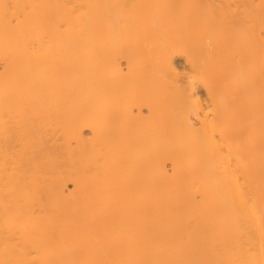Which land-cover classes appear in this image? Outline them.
<instances>
[{
  "label": "bare ground",
  "instance_id": "1",
  "mask_svg": "<svg viewBox=\"0 0 264 264\" xmlns=\"http://www.w3.org/2000/svg\"><path fill=\"white\" fill-rule=\"evenodd\" d=\"M0 264H264V0H0Z\"/></svg>",
  "mask_w": 264,
  "mask_h": 264
},
{
  "label": "rangeland",
  "instance_id": "2",
  "mask_svg": "<svg viewBox=\"0 0 264 264\" xmlns=\"http://www.w3.org/2000/svg\"><path fill=\"white\" fill-rule=\"evenodd\" d=\"M177 62H178V64L181 65V68H184V67L186 66L185 62H184L182 59L177 60ZM3 64L5 65V63H3ZM200 94L205 96V92H204L202 89L200 90ZM89 133H90V132H88L87 135H88ZM90 135H91V133H90ZM90 135H89V136H90ZM231 159H233V158H230V160H231ZM231 162L234 163V161H231ZM231 162H230V165H231L230 167H233V169H234V165H232L233 163L231 164ZM231 169H232V168H231ZM65 176H66V174H65ZM66 177H68V176H66ZM67 180H68V179H67ZM230 182H231V181H230ZM230 182H228V183H229V184H232V183H233V182H232V183H230ZM67 183H68V184H67ZM229 184H228V187H229L228 189L230 190V187L233 189V187H232L233 185H229ZM66 186H67L66 188L69 189V190L66 189V190H67V191H66V194H67L68 191H69V192L71 191L70 189L73 188V187H72L73 185H72L70 182L67 181V182H66ZM68 186H69V187H68ZM232 189H231L230 191L228 190V192H230V193H229L230 195H233L232 193H233L234 190L232 191ZM229 194H228V196H229ZM234 194H235V193H234ZM43 196H44V195H43ZM77 196L79 197L80 194L77 195ZM77 196H75L74 198H72V196H71V197H70V200H69V198H68V200H69L70 202H71V200H72V204H73V199H75V200L78 199V201L76 200L78 204H79V202H82V201L85 202V201H84L85 199H82V198H81L82 200L80 201V200H79L80 198H77ZM46 197H47V196L42 197V198H46ZM71 198H72V199H71ZM228 198H229V199H228V202L231 204V203L233 202V200H234V199H233V198H234V195H233V196H229ZM230 199H231V200H230ZM232 199H233V200H232ZM40 200H41V205H40V203H39L38 201H37L38 203L36 204L38 208H39V206H40V209L36 208V210H40V214H42L43 211H44L46 208H48V207H49L48 209H51V208L54 209V207H53V206L51 207V205H50L51 202H49V205H47L48 207H45V209L42 208L43 206H45L44 204H45V203L48 204V201H50V200H47V202H46V200L44 199L45 202L43 201V202H44L43 204H42V199H40ZM40 200H39V201H40ZM134 201H136V200H134ZM134 201H133V202H134ZM74 202H75V201H74ZM133 202L131 203V201H125V202H124L125 205L122 203L123 206L120 205V206H122V207H121V209H119V210H120L119 213H121V214H119V216H117L118 212H115L117 209L113 210L114 207H112V208H113V209H112L113 212L109 210V208L111 209V207H109L108 205L103 206L104 208H103V207H101V208L98 207V209H99V210H98V214H99V216H100L99 218H101V214H102V219H100V220H102V221H100V220H99V221H100V222H104V224H105V222H107V225H108V222H111V223H113V224H115L114 222H117V223L119 222L120 224H123L122 226L127 227V228H123V229H125V230L127 229V234L129 233V230H130L131 234H133V232H136L137 227H139V226L141 225L140 223L142 222V220H141V222H140V220H138V219L142 218L144 215H145V217H147V215H148V217H149V213H148V211L146 210L147 208L145 209L143 203H141L140 200H138V201H136V202H140V204H141V205L143 206V208L146 210V212H147L146 214H145V210H143L144 212L142 211L143 213L141 212L140 207H142V206H141L139 203L136 204V202H134V203L136 204V205H134ZM75 203H76V202H75ZM75 203H74V205H75ZM68 204H69V202H68ZM81 204H82V203H81ZM84 204H85V203H84ZM36 205H35V203H34V207H35ZM38 205H39V206H38ZM42 205H43V206H42ZM85 205H86V204H85ZM109 205H110V204H109ZM114 205H116V204H114ZM137 205H138V206H137ZM139 205H140V206H139ZM70 206H71V205H70ZM79 206H80V205H77L76 207H79ZM83 206H84V205H83ZM107 206H108V208H107ZM136 206H137V207H136ZM50 207H51V208H50ZM68 207H69V206H68ZM68 207H67V208H68ZM76 207H75V206H74V207L72 206V208H76ZM81 207H82V206H81ZM116 207H117V206H116ZM116 207H115V208H116ZM82 208H83V207H82ZM82 208H81V209H82ZM88 208H90V207L88 206ZM92 208H94V207H92ZM92 208H91V209H92ZM135 208H137V209H135ZM143 208H142V209H143ZM43 209H44V210H43ZM68 209H69V208H68ZM85 209H86L85 212H87V211L89 212V210H91V209L87 210V208H85ZM133 209H134V212H133ZM138 209H140V210L138 211ZM32 210H35V209H32ZM36 210H35V211H32L33 214H36V213H35V212H37ZM46 210H47V209H46ZM75 210H76V209H75ZM78 210H80V209H78ZM119 210H118V211H119ZM136 210H137V212L135 213ZM41 211H42V213H41ZM49 211H51V210H49ZM49 211H48L49 214L53 212V210H52L51 212H49ZM94 211L96 212V209H95ZM94 211H93V212H94ZM99 211H100V212H99ZM45 212H47V211H45ZM70 212H72V210L69 211V214H71ZM80 212H81V210H80ZM82 212H84V211L82 210ZM114 212H115V213H114ZM131 212H133L134 214H137L138 216H134L133 214H131ZM226 212H228V214L226 215V217H228V216L231 215L230 212H229L228 210H226ZM226 212H225V213H226ZM37 213H39V212H37ZM67 213H68V210H67ZM100 213H101V214H100ZM124 213H127V214H125V216H123ZM53 214H56V213L54 212ZM82 214H83V213H81V215H82ZM87 214H90V212H89V213H85V215H84V214H83V215L86 216ZM95 214H96V213H95ZM130 214H131V215H130ZM143 214H144V215H143ZM45 215H46V214H45ZM51 215H52V214H51ZM51 215H50V216H51ZM142 215H143V216H142ZM33 216H34V215H33ZM35 216H36V218H42V217H43V215H42V216L40 215L41 217H40L39 215H35ZM35 216H34V217H35ZM52 216H53V215H52ZM120 216H122V218H121ZM127 216H128V218H131V220H132V219H134V221H137V220H138V221L140 222V223H138V224H140V225H137L136 228H134V225H133V227L130 228L131 226L128 227V224H129V223H130V225H132V224H131V222H129V223L127 224V226H126V225L124 224V222L127 221V220H126V219H127V218H126ZM223 216L225 217V215H223ZM231 216H232V215H231ZM231 216L229 217L230 219L228 218V219H229V222L232 221V220H231V219H232ZM46 217H49V215L46 216ZM135 217L137 218V220H135V219H136ZM226 217H225V218H226ZM82 218H84V217H82ZM124 218H126V219H124ZM122 219L125 220V221L123 222ZM142 219H143L144 223L147 221V220H145L146 218H145V219L142 218ZM228 219H227V220H228ZM230 220H231V221H230ZM132 221H133V220H132ZM134 221H133V224L135 223ZM144 223L142 222V224L145 226ZM101 224L103 225V223H101ZM101 224H100V225H101ZM113 224H112V225H113ZM228 224H229V223H228ZM109 225H110V224H109ZM116 225H118V224H116ZM104 226H106V225H103V227H104ZM113 226H114V225H113ZM144 226H140V227H144ZM101 227H102V226H101ZM114 227H115V228H114ZM114 227H113V228H114L115 231H116V232L114 231V232H115L114 235L117 234L116 236H119V237H121V235H122V236L126 235V234H124V233H123L124 235H123V234L119 235L120 233L116 230V227H120V225H118V226H114ZM140 227L138 228V230L140 229ZM99 228H100V227H99ZM106 228H110V226H107ZM113 228H112V230H113ZM121 228H122V227H121ZM121 228H120V229H121ZM128 228H130V229L128 230ZM117 229H119V228H117ZM131 229H132V231H131ZM133 229H134V230H133ZM135 229H136V230H135ZM125 230H123V231H125ZM121 231H122V229H121ZM117 232H118V233H117ZM111 233H112V231H111ZM109 234H110V233H109ZM18 235H20V234H18ZM110 235H111V234H110ZM114 235H111V236L114 237ZM128 235H129V234H128ZM133 235H134V234H133ZM116 236H115V237H116ZM17 237H19V236H16V238H17ZM124 237H125V236H124ZM109 238H110V237H109ZM125 238H127V237H125ZM17 239H18V238H17ZM128 239H129V238H128ZM12 240H13V239H12ZM18 240H19V242H20V239H18ZM14 242H15V239L13 240V243H14ZM122 242H124V238H123V241H122ZM15 243H16V242H15ZM33 254H34V253H33ZM32 256H35V255H32Z\"/></svg>",
  "mask_w": 264,
  "mask_h": 264
}]
</instances>
